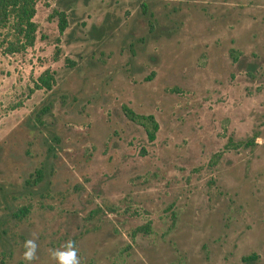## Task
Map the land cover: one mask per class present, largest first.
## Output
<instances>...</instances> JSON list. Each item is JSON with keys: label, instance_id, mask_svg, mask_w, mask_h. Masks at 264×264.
Here are the masks:
<instances>
[{"label": "rangeland", "instance_id": "1", "mask_svg": "<svg viewBox=\"0 0 264 264\" xmlns=\"http://www.w3.org/2000/svg\"><path fill=\"white\" fill-rule=\"evenodd\" d=\"M33 20L0 50V264L33 230V264L69 239L81 264H264V0H36Z\"/></svg>", "mask_w": 264, "mask_h": 264}, {"label": "trees", "instance_id": "2", "mask_svg": "<svg viewBox=\"0 0 264 264\" xmlns=\"http://www.w3.org/2000/svg\"><path fill=\"white\" fill-rule=\"evenodd\" d=\"M36 0H0V50L4 53H17L24 51L34 42L36 35V22L33 20ZM142 11L145 12L144 3H141ZM57 17L56 26L59 32L67 25L66 15L63 10L53 8L49 15ZM53 77L48 68H44L36 76L35 87L49 89ZM124 115L140 124L148 139L154 137L157 123L151 114H139L126 105H121ZM47 106L39 108V113H44ZM249 141V140H248ZM247 143V142H246ZM42 173L39 168L34 169L32 180L27 182L36 183L41 179ZM28 184V183H27ZM20 214L26 212L25 207L20 208ZM141 227V226H140ZM255 255L250 253L242 256V260L252 259Z\"/></svg>", "mask_w": 264, "mask_h": 264}, {"label": "clouds", "instance_id": "3", "mask_svg": "<svg viewBox=\"0 0 264 264\" xmlns=\"http://www.w3.org/2000/svg\"><path fill=\"white\" fill-rule=\"evenodd\" d=\"M39 233L36 231H31L29 238L23 242V254L22 259L26 264H33L34 261L38 259L37 250ZM50 258L55 262V264H81V258L79 256V249L76 246L74 240L65 241L60 248L50 249Z\"/></svg>", "mask_w": 264, "mask_h": 264}]
</instances>
